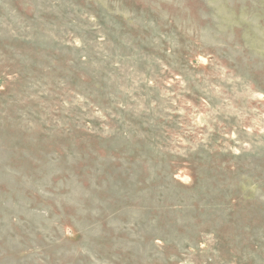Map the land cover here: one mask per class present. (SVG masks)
<instances>
[{"label":"rangeland","instance_id":"obj_1","mask_svg":"<svg viewBox=\"0 0 264 264\" xmlns=\"http://www.w3.org/2000/svg\"><path fill=\"white\" fill-rule=\"evenodd\" d=\"M0 264H264V0H0Z\"/></svg>","mask_w":264,"mask_h":264}]
</instances>
